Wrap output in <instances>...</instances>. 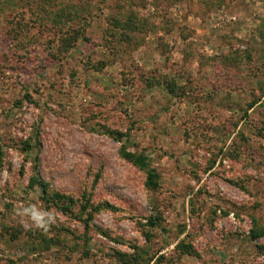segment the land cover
I'll return each instance as SVG.
<instances>
[{"label":"rangeland","instance_id":"374dc122","mask_svg":"<svg viewBox=\"0 0 264 264\" xmlns=\"http://www.w3.org/2000/svg\"><path fill=\"white\" fill-rule=\"evenodd\" d=\"M0 158V264H264V0H0Z\"/></svg>","mask_w":264,"mask_h":264},{"label":"clouds","instance_id":"9594fccd","mask_svg":"<svg viewBox=\"0 0 264 264\" xmlns=\"http://www.w3.org/2000/svg\"><path fill=\"white\" fill-rule=\"evenodd\" d=\"M17 214L25 229H36L45 233L58 222V217L52 211L43 210L35 204L20 209Z\"/></svg>","mask_w":264,"mask_h":264},{"label":"trees","instance_id":"16d2710c","mask_svg":"<svg viewBox=\"0 0 264 264\" xmlns=\"http://www.w3.org/2000/svg\"><path fill=\"white\" fill-rule=\"evenodd\" d=\"M124 157L128 160L134 161L135 163L139 164L143 168H146L148 166L147 159L143 155H134V154L129 153V152H124ZM1 165H2V163H1V158H0V167H1ZM158 178H159V175L156 172H153V171L150 172L148 175L147 183H146L147 187L149 189H157L158 188V182H157ZM38 183H41L40 179L36 178L34 184H38ZM41 185L43 188L44 195H48V190L46 189V186L43 185L42 183H41Z\"/></svg>","mask_w":264,"mask_h":264}]
</instances>
